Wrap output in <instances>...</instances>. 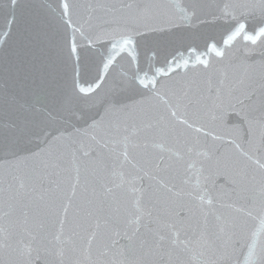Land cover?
<instances>
[{"label": "snow or ice", "instance_id": "obj_1", "mask_svg": "<svg viewBox=\"0 0 264 264\" xmlns=\"http://www.w3.org/2000/svg\"><path fill=\"white\" fill-rule=\"evenodd\" d=\"M0 264H264V0H0Z\"/></svg>", "mask_w": 264, "mask_h": 264}]
</instances>
